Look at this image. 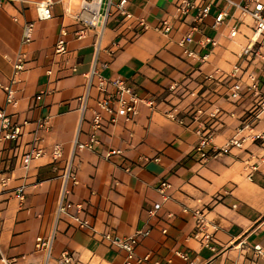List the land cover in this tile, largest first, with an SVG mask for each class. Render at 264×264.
I'll return each mask as SVG.
<instances>
[{"label": "crops", "instance_id": "obj_1", "mask_svg": "<svg viewBox=\"0 0 264 264\" xmlns=\"http://www.w3.org/2000/svg\"><path fill=\"white\" fill-rule=\"evenodd\" d=\"M38 1L0 3V108L14 122L27 121L19 142L0 141V177L11 174L5 186L0 184V264H64L59 261L63 250L73 254L75 264H122L126 252L111 239L138 229L150 232L140 236L134 248L132 261L137 264H264V138H253L264 135V110L259 109L264 76L259 63L247 61L241 53L252 34L251 18L224 0H213L201 30L188 44L197 53L190 57L178 44L190 28L189 21L175 23L167 35L155 28L161 16L173 11L172 0H129L127 9L145 18L146 29L134 18L124 19L114 12L97 54V65L107 62L101 74L122 76L139 96L155 102L152 107L141 103L135 118L119 116L112 124L104 113L105 124L89 149L76 144L89 138L99 95L91 88L81 110L86 73L94 59V31L75 37L80 26L72 17L76 0L69 5L70 11L65 10L64 0H56L53 16L43 20L36 19ZM220 8H227L228 15L213 26ZM26 21L34 23L33 38L22 45ZM233 26L237 32L229 36ZM62 28L67 31V52L56 54L54 44ZM204 36L216 44L201 45L198 40ZM20 51L26 63L12 83L16 103L11 104L1 85L10 83L13 59ZM205 53L204 60L198 59ZM235 64L242 67L238 79L243 85L239 96L231 98L230 87L237 79L230 73ZM209 73L215 78L206 79ZM251 73L258 77L259 94L245 86ZM172 82L178 84L175 89L169 88ZM38 94L39 100L35 99ZM173 106L183 123L165 115ZM215 108L219 112L210 116ZM44 116L50 123L46 132L35 124ZM198 125L213 132L206 159L196 150ZM35 135L42 138L44 154L25 168L21 155L33 145ZM233 136L245 137L241 147L213 155ZM54 143L62 147V156L56 160L51 158ZM110 148H120L121 153L106 158ZM68 162L78 183L69 185L64 199L83 204L91 228H79L66 213L55 220ZM164 180L170 184L166 199L157 190ZM196 208L203 209L207 221L217 226L214 250L193 237L191 211ZM51 233L46 260L44 252L35 248V238ZM106 233L110 238H105ZM177 252H184L186 258ZM145 255L146 260L137 262Z\"/></svg>", "mask_w": 264, "mask_h": 264}, {"label": "built area", "instance_id": "obj_2", "mask_svg": "<svg viewBox=\"0 0 264 264\" xmlns=\"http://www.w3.org/2000/svg\"><path fill=\"white\" fill-rule=\"evenodd\" d=\"M2 0H0L1 3ZM63 1V0H59ZM67 3L66 11H70L71 5L75 0H64ZM227 6L234 5L239 8L242 14L247 15L253 22L252 34L249 37L248 44L242 49V55L245 56L247 61L256 60L260 65V71L264 76V0H248L243 4H239L234 0H224ZM56 0H39L35 5L36 19L43 20L49 19L53 16L52 5ZM76 8L72 12V17L75 22L79 23V28L74 31L76 38H84L89 30H93L95 34L94 45V59L90 69L86 73V88L83 96L81 97V110L86 107V102L89 96L91 88H95L99 93L95 99V107L93 109L92 118L90 122L91 131L89 138L84 143H77L78 148H93V145L97 142V132L100 131L105 121L103 114L108 115V123H115L119 116L125 119H133L138 114L139 105L141 103L146 104L149 107L154 105L155 100L150 97H141L136 91L127 83L122 76H114L112 78H106L101 74V69L107 66V62H102L97 65V54L100 50L101 37L105 29L106 23L109 17L118 12L124 19L134 18L136 24L142 28H148L149 24L145 18L141 16H134L128 9L127 3L129 0H76ZM173 11L161 16L158 20L155 28L163 34H169L175 26V23L183 24L189 21L190 28L185 32L178 40L179 46L182 48L183 53L186 56L194 57L197 53L188 48V44L194 41V33L200 31V24L206 18L209 13L213 0H172ZM228 15L227 8H220L214 16L213 26L220 24L225 20ZM33 21H26L22 28L21 44L26 45L31 42L33 38ZM237 32V26H233L229 31V36H235ZM67 31L62 28L59 36L54 44V52L56 54H64L67 52ZM201 45L210 43L212 46L216 44V41L210 37H203L198 40ZM207 57V53L198 56V59L204 60ZM26 63L25 53L23 51L18 52L13 59V77L9 84L1 85L5 92V100L7 103L15 104L16 99L14 96V89L12 83L16 81V77L20 71L24 69ZM242 67L240 64H235L230 75L237 80L230 87L229 96L231 98H237L239 96V89L243 83L238 79V75L241 73ZM206 79H214L215 75L209 73L205 76ZM249 81L245 84L248 90H251L254 94H259L258 91V77L256 74H249ZM177 82H172L169 85L170 89L177 87ZM40 94L36 95L35 99L39 100ZM259 109L264 110V97L259 102ZM219 110L215 108L210 112V116H215ZM165 115L174 121L183 123L182 117L179 116L176 106L170 107L165 112ZM27 121L22 123L14 122L9 114L0 108V141H14L19 142L23 134L24 125ZM37 130L48 131L50 127L49 117L44 116L39 118L35 122ZM195 132L198 134L199 139L196 145V150L200 153L201 158L206 159L210 156V153L206 151V147L211 144L213 138V132L210 129L203 128L202 125H198ZM264 138L263 134H255L253 138ZM33 145L21 155V163L23 167H27L30 162L42 156L44 154L43 146L41 145L42 138L38 135L34 136ZM245 137L233 136L227 140V142L219 147L215 148V154H219L221 151L227 150L231 146L241 147ZM121 153L120 148H110L105 151L104 156L110 158L113 155ZM62 156V147L59 143H54L51 147V158L53 160L59 159ZM255 168V166H252ZM11 178V174L3 173L0 177L1 186H5ZM78 183V178L71 168V162L66 164L65 170L62 173V184L60 197L55 210V220L60 218L61 214H69L73 223L79 228H91L90 220L83 214L84 206L81 202L72 204L64 199V195L68 192L69 185H75ZM170 184L167 181H161L157 186L158 192L163 199L168 197L167 189ZM22 198V195H20ZM74 208L73 212L70 209ZM184 211H188L187 208H183ZM155 210H149V213L153 214ZM194 220L193 237L200 239L201 244L215 249L213 244L214 231L217 226L209 223L205 217L203 209H193L191 211ZM149 229H138L133 234L125 236L121 239H111L113 243L117 244L126 252V256L122 264H137L133 262L134 248L139 242L140 236H146L149 234ZM105 238H110L109 234H105ZM53 241V233L47 236H37L35 238V248L44 252L46 260L50 257L51 247ZM180 256L186 258L184 252H177ZM148 255L137 258V262L146 260ZM59 261L64 264H75L73 254L69 250H63L60 254ZM10 264V263H8ZM47 264V261L44 262Z\"/></svg>", "mask_w": 264, "mask_h": 264}]
</instances>
